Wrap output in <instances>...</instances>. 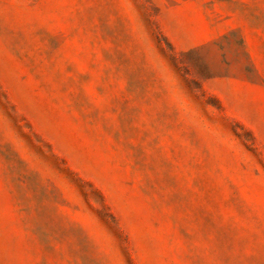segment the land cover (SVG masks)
Returning <instances> with one entry per match:
<instances>
[{"label": "rangeland", "instance_id": "rangeland-1", "mask_svg": "<svg viewBox=\"0 0 264 264\" xmlns=\"http://www.w3.org/2000/svg\"><path fill=\"white\" fill-rule=\"evenodd\" d=\"M0 264H264V0H0Z\"/></svg>", "mask_w": 264, "mask_h": 264}]
</instances>
